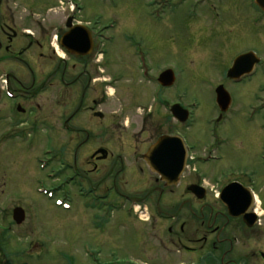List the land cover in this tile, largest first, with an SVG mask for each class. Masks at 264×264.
<instances>
[{"label":"rangeland","instance_id":"obj_1","mask_svg":"<svg viewBox=\"0 0 264 264\" xmlns=\"http://www.w3.org/2000/svg\"><path fill=\"white\" fill-rule=\"evenodd\" d=\"M14 1L10 5L18 26L35 30L29 9L34 5L36 8L32 10L47 18L49 28L46 47L40 50L34 46L30 50L36 52L31 53L35 56L33 60L24 56L31 69L11 59L2 64L0 264H95V258L103 261L109 257L112 261L129 254L139 256L144 251L137 249L139 242L144 245L146 240L153 241L148 225L135 221L130 226L128 223L120 226L119 216L125 215L123 210L110 213L108 229L102 233L103 223L98 224L93 218L102 212L89 205V197L78 194L77 185L71 190L67 187L65 181L71 173L62 162L73 163L76 159L77 173L80 177L85 174L94 184L99 181V193L107 185L115 184L116 192L125 190L128 194H143L154 187L160 190L156 172L137 156L159 135L168 132L171 126L164 121L166 114H170L169 103L180 100L194 112L188 136L191 140L198 137L193 140L195 152L208 157L204 146L216 144L209 132L210 120L217 117L218 66H226L229 57L217 56L213 43L201 41L198 31L187 37L185 23L193 19L187 16L184 6L167 13L162 20H155L146 0H75L84 10L78 15L79 19L85 24H96L94 32H101L102 36L95 40L96 55L91 62L84 65L80 60L73 68L74 59L60 62L64 52L60 48L55 52L49 44L53 20L60 18L62 11H68L70 5L59 0ZM196 41L200 45L196 46ZM39 51H43L44 56L39 57ZM100 61L104 66L97 68ZM166 68H172L176 74L171 88H163L157 81ZM10 69L32 89L31 93L36 92L24 104L28 114L22 116L23 124L19 122L18 113L10 111L13 101L4 100L1 95L5 91L2 85L7 82L4 73ZM62 76L64 83H61ZM8 81L11 87L15 80L11 76ZM42 83H46V88L39 92ZM93 99L104 118L85 111L84 107L94 106ZM79 104L82 106L69 122L75 129L71 133L61 127V123ZM150 113L144 124L143 118ZM244 129V125H239L235 131L228 130L227 144L219 153L217 146L213 149L219 160L207 164L198 162L189 171L195 168L206 171L207 179L218 177V170L223 177L233 174L253 177L261 153L251 150L249 141L241 135ZM99 146L109 151V157L100 164L103 170L90 172V155ZM184 174L177 186L173 185V192L165 193L176 196L183 193V186L189 181V176L185 178ZM67 193L70 199L66 201ZM59 201H65L70 207L57 204ZM15 207L25 211L21 223L13 219Z\"/></svg>","mask_w":264,"mask_h":264},{"label":"flooded vegetation","instance_id":"obj_2","mask_svg":"<svg viewBox=\"0 0 264 264\" xmlns=\"http://www.w3.org/2000/svg\"><path fill=\"white\" fill-rule=\"evenodd\" d=\"M71 1L74 8L62 11L61 17L53 20L49 44L53 46L55 52L59 48L64 52V56L59 58L60 62L66 63L68 59H74L72 67L75 68L80 60L84 65L89 64L96 55L95 50L85 54L70 52L62 45L65 34L79 24L88 25L89 29L86 30L90 36L92 35L93 40L101 37L102 33L94 32L96 24L94 26L85 24L79 19L78 15L84 10L75 0ZM146 1L155 20H162L167 13L186 7L187 16L193 19L185 23L187 37L190 38L198 31L197 35L201 41L213 43L217 56L229 57L226 66H218V81L215 87L222 86L228 92L229 98L225 105L216 102L217 117L210 120V127L212 126L213 130L210 129L209 132V137L215 140L216 144L205 145L203 148L204 151L208 150V157L195 152L196 145L193 140L198 137L191 140L188 136L194 122L193 109L180 100L169 103L170 114H166L164 122L170 124L171 128L159 135L150 146L164 135H178L185 141L188 159L184 177L188 175L189 181L184 184L182 189L184 192L180 195L165 193V191L172 193L177 185H168L157 173L155 180L161 183L160 190L154 187L143 194H128L125 190L116 192L115 184L113 187L107 185L99 193V181L94 184L85 174L80 177L77 173V168L74 167L77 165L76 159L73 163L62 162L65 170L71 173L70 178L65 181L67 187L73 189V186L77 185L80 190L78 194L81 197H89L87 199L89 205L102 212V215L93 216L98 224L103 223L102 228L100 225H96V228H101L104 233L108 229L106 225L110 222V213L124 210L125 215L119 216L120 226L127 223L130 226V223L135 224V221L140 224L143 222L148 225L149 237L153 240L152 242L146 240L144 245L139 242L137 249L144 250L139 256L129 254L128 257L122 256L123 258L112 261L108 257L100 260L101 262L95 258L94 261L97 262L95 264H264V0ZM14 2L0 0V52L4 53L0 55V72L4 70L3 62L9 59L19 61L31 69L29 60L35 57L31 53L36 52L30 50L34 46L43 50L47 44L45 41L49 28L46 25L47 18H43L40 12H34L32 8L36 7L31 5L29 9L33 15V24L36 25L35 30L20 27L10 5ZM198 45L200 44L196 41V46ZM37 55L42 57L44 53L39 51ZM24 56L29 60L26 61ZM240 56H245L239 62L236 71L241 74L232 77L229 70ZM253 59L255 62L252 64ZM101 66H104L102 61L97 68ZM4 74L7 82L2 85V89L5 90L1 94L2 98L13 101L10 111L15 110L20 116L19 122L23 124L25 119L22 116L28 112L24 104L30 101L36 92L31 93L32 89L13 75L11 69ZM2 75L1 72L0 77ZM11 76L15 81L10 87L8 79ZM63 79L62 76L61 83H64ZM72 82L71 80L70 83ZM44 84L46 83L39 85V92L45 90ZM7 90H11V95ZM96 103L93 99L92 104ZM175 103H180L189 110L188 120L181 121L172 114L171 106ZM78 106L73 113L63 119V124L61 123V127H65V130L71 133H74L75 129L69 122L74 119L82 104ZM84 108L93 116L100 111L95 105ZM150 116L151 113L144 117L142 122L146 124ZM239 125L245 126L241 135L249 141L251 150L257 149L261 153L260 161L255 163L258 165L256 172H252L253 177H246L243 174L223 177L218 170V177L207 179L209 174L206 171H199L197 168L195 171H189L198 162L207 164L219 160L218 153L229 140L228 130L235 131ZM89 137L90 134L87 132L86 139ZM216 146L218 153L214 155L213 149ZM149 147L144 153H140L139 157L137 156L145 163H147L145 154ZM100 148L104 147L99 146L90 155L89 165L92 166L90 172L103 170L100 164L109 157V151L106 157H103L102 153L95 154ZM107 173L104 176H107ZM157 191L159 194L155 193ZM65 196L66 201L70 199L69 193Z\"/></svg>","mask_w":264,"mask_h":264},{"label":"water","instance_id":"obj_3","mask_svg":"<svg viewBox=\"0 0 264 264\" xmlns=\"http://www.w3.org/2000/svg\"><path fill=\"white\" fill-rule=\"evenodd\" d=\"M62 45L70 52H79L82 54L89 53L93 49V40L87 30L83 26H75V29L69 31L64 36ZM245 56H240L235 60L234 66L229 70L230 76H239L241 73H237V67L239 62L243 60ZM255 60H252V64ZM175 73L172 69L163 71L159 76V82L164 86H171L175 82ZM228 92L219 86L216 88V100L221 105H225L228 101ZM227 100V101H226ZM172 113L181 121L187 120L189 112L182 108L180 104L172 106ZM96 115L103 117L101 112H97ZM102 153L103 157L108 155V151L104 148L98 149L95 154ZM187 149L182 140L178 136L164 135L154 143L145 154V159L150 169L158 173L162 180L168 185L178 184L180 177L184 173L187 161ZM13 217L17 223H21L25 219V211L21 207H16L13 211Z\"/></svg>","mask_w":264,"mask_h":264}]
</instances>
